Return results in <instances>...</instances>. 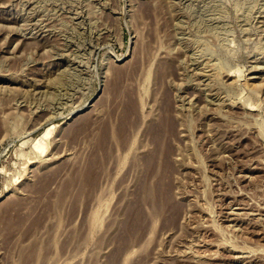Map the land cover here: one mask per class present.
<instances>
[{"label":"rangeland","instance_id":"374dc122","mask_svg":"<svg viewBox=\"0 0 264 264\" xmlns=\"http://www.w3.org/2000/svg\"><path fill=\"white\" fill-rule=\"evenodd\" d=\"M127 100L134 126L94 194L76 185L56 213ZM166 116L179 212L120 264H264V0H0V264L33 239L32 264H107Z\"/></svg>","mask_w":264,"mask_h":264},{"label":"bare ground","instance_id":"6f19581e","mask_svg":"<svg viewBox=\"0 0 264 264\" xmlns=\"http://www.w3.org/2000/svg\"><path fill=\"white\" fill-rule=\"evenodd\" d=\"M135 115L136 104L133 100H127L122 114L116 118L114 124L111 119L110 121H105L99 127V131L96 137H94L95 139H93V148L87 158H85V165L76 169L71 176L69 175L65 182L61 183L54 202L50 203L51 209L56 213L59 212L60 207L63 205L62 202L65 203L68 196H72V198L75 196L74 187L76 185L80 187L79 197H92L99 183V172L101 170V172L106 171V161L113 155V145L122 146L127 141L129 133L135 123ZM84 121L85 123L89 122V119L85 118ZM90 124H88V127ZM172 132L173 126L171 119L168 116L164 117L156 124V127L151 129L154 148L145 156V158L136 161V165L138 164L137 166L139 169L140 183L138 184L136 191L133 193L132 200L126 203L121 209L125 219L120 223L118 222L120 232L115 238V250L108 259L107 264H120L123 253L127 249H133L134 247L144 249L146 244V240H144L145 235L155 228L156 222L160 219H163L166 222L169 221L170 224L175 223L179 208L174 203L170 193V174L172 171V165L168 160V155L170 153L168 139ZM51 133L52 128H49L43 137H40V139H37L36 142H34L33 146L37 153H43L47 150L48 145L45 142V138H48ZM48 182L49 180H45L43 185L46 186V183L48 184ZM63 198L64 201H62ZM75 204L76 202L74 200L70 212L71 210H74L77 205ZM1 212L0 231L3 229V222L5 221L4 216L6 217V215ZM22 222V220H18L15 224L17 226H23ZM44 248V246L37 244L35 239H33L26 248L19 252V262H17V264H32L35 259L36 249L39 254Z\"/></svg>","mask_w":264,"mask_h":264}]
</instances>
